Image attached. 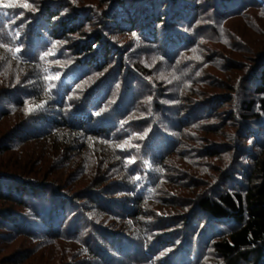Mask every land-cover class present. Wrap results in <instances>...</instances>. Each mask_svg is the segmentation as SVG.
<instances>
[{
	"label": "rangeland",
	"instance_id": "1",
	"mask_svg": "<svg viewBox=\"0 0 264 264\" xmlns=\"http://www.w3.org/2000/svg\"><path fill=\"white\" fill-rule=\"evenodd\" d=\"M121 1L2 0L1 5L15 4L16 11L19 9V15L22 14L21 19H15L12 14V19L20 20L25 30L22 40L28 39L30 48L36 44L34 32L42 26L37 24L42 21L41 15L46 9L57 12L53 22H58L56 28L59 30L63 28L59 23L78 17L81 28L51 43V51L57 55L50 59L58 60L52 61L50 66L58 71L65 73L67 67L79 60L88 61L93 55H100L103 45L94 44L99 36L103 44H109L113 53L102 57V69L98 73L93 67H85L87 70L82 76L87 74L78 91L66 102L81 101L89 91L107 82L100 88L95 102L101 100L100 112L110 120L107 133L115 143L100 146L107 159L104 165L95 160L94 150L86 149L76 154L71 152L74 149L69 143L57 153L54 137L46 142L43 137L17 146L19 140L11 136L17 135L18 129L23 127L20 123L31 120L33 112L28 111L29 104L13 107L12 113L0 119V145L10 137L15 142L10 151L0 153V174L10 177L25 174L23 176L29 180H39L35 181L42 183L44 186L40 187H45L51 195L83 199L92 217L89 219L100 227L99 230L104 231L105 226L118 235L135 237L141 230L133 217L122 222L99 212L92 204L98 199L95 195L98 185L97 190L105 192L103 200L107 205L117 204L116 211H121L122 205L130 199L127 193H118L129 182L121 169L120 152L116 150L126 143L133 154L128 162H147L156 168L163 160L161 166L167 171L166 178L162 175L157 185V198L142 208L145 217L141 221L147 225L144 233L152 245L148 247L160 251L161 263L169 261L173 251L175 253L174 246L182 245L183 238L175 239V245H168L165 241L168 236L180 231L183 237L197 229L196 236L205 238L206 244L199 245L196 238L193 249H202L201 255L211 254L213 243L220 241L232 227L228 223L210 221L197 208L196 196L216 195L222 191L247 193L255 181L256 158L264 150V124L242 118L247 112L240 103L243 95L248 101L264 96L254 93L260 80L251 76L264 58V0H238L237 12L226 14L220 12L221 8L217 13L210 10L212 5L217 6L214 0H181L189 3L193 14L186 23L180 24L174 22L176 19L172 18L169 8L163 7L162 0L159 4L158 0ZM24 4L30 7L25 8ZM112 13L116 15L113 20L109 16ZM155 13L163 19L156 26L152 20ZM146 19H150L149 22ZM144 25L148 28L142 29ZM183 33L188 38L180 39ZM54 43L55 48L52 47ZM88 43L94 44L93 49L82 51V46ZM36 47L38 53L45 50L42 45ZM2 52L0 50V108L6 109L12 103V96L19 97L18 91L39 86L41 70L37 68L42 64L22 65ZM125 96L127 103L120 109ZM257 110L259 107L255 106L249 113ZM189 112L192 121H189ZM51 151H55L56 157L42 164L44 154ZM162 152L168 157L164 158ZM163 201L168 205L163 206ZM6 204L11 205L0 199V213L11 210ZM21 213L28 216L27 211ZM121 214L126 215L123 211ZM84 218L88 220V216ZM32 221L35 222L33 218ZM179 221L184 229L177 226ZM5 222L0 218V264H95L96 258L88 252L90 244L87 243L94 231L91 227L88 236L83 235V239L77 241L62 237L49 239L48 233H43L37 225L32 227L35 236L17 234L15 228ZM159 222H172L173 225L157 231L156 223ZM98 229L92 241L102 238L106 245ZM160 240L161 246L154 247ZM140 247L127 245L122 254L115 253L116 263L128 264ZM130 249L134 254L128 258ZM217 258L214 253L203 264H216Z\"/></svg>",
	"mask_w": 264,
	"mask_h": 264
},
{
	"label": "trees",
	"instance_id": "2",
	"mask_svg": "<svg viewBox=\"0 0 264 264\" xmlns=\"http://www.w3.org/2000/svg\"><path fill=\"white\" fill-rule=\"evenodd\" d=\"M159 2L160 0H158L157 4H159ZM1 3L2 0H0V5ZM121 3H124V0L121 1ZM162 3L163 7L166 6L170 9L172 18L176 19L174 22L177 24L181 22L186 23L185 21L189 20L191 14H193L190 12L189 3H183L181 0H162ZM213 3H216L217 6L212 5L210 10L217 13L221 8L220 12L222 14L237 12L239 5L238 0H214ZM5 12H7V15L3 14ZM12 14H15V19H21L20 16H22V14L19 15V9L16 11L14 7H0V50L4 52L7 58L22 65H31L32 62L37 65L39 62L42 64V66L37 68V71L41 70L38 76L39 86H35V89H22V91H18L16 95L19 97L16 98L12 96L10 107L6 109L0 108L1 119L12 113L13 107H19L25 104H29V106L32 107L31 111L33 113L29 118L31 120L20 123L19 125L23 127L18 129L17 135L11 136L19 140V143L16 145L18 146L21 143L43 137H45L44 142H46L54 137L57 143V153H59L61 147L65 149L64 145L69 143L72 145L70 148L74 149L71 152L79 154L80 152H85L86 149L89 151L94 150L95 160H98V164H106L107 159L104 155L105 153L100 151V146H113L115 142L112 136L107 133L110 120L100 112L101 106L99 102H101V100H99L98 103L97 101L95 102V100L101 92L99 91L100 88H103L107 82L100 85L99 89L89 91V95L85 96V98L82 97L83 99L81 101L77 99V102L71 101L68 103L66 100L68 97H73L76 90L78 91L79 84L87 74L82 76L87 70L85 67H93L95 72L99 73L102 69V59L109 57V55L113 53L111 47L109 44H103V38L99 36L96 41H94V44L103 45H101V54L93 55L92 60L83 62L79 60L77 63L67 67V71L63 73L62 71H58L55 67L50 66L52 61L58 60L50 59L57 55V53L53 54L54 51H51V43L55 42L56 39H60L61 35L64 36L62 38H65L68 36L67 33L81 28V23L77 21L78 17H73L70 21L67 19L68 21L64 20L59 23V25L63 26V28L59 30V28H56L58 22H53V19L57 16V12L53 11L51 8L46 9L41 15L42 21L37 24V26L40 24H42V26L36 29V31H38L37 33L34 32L36 44L33 43L32 48H30L28 47L30 41H28V39H26V41L22 40V34H24L25 30L20 20L16 21L12 19ZM109 16L112 20L116 18L114 13L111 15L109 14ZM153 18L155 20H152L156 22L155 26L163 20L158 13H155ZM148 20L150 19H146V21ZM152 20L149 26H151ZM116 26L121 27L122 25L116 24ZM144 28H148V26L144 25L142 29ZM17 34H19L18 38ZM183 34L185 35H179L180 39L181 37L186 38L187 34ZM29 36L30 34H27V37ZM140 38L142 39V37ZM37 45L45 47L42 54L38 53L39 48L36 47ZM93 45L88 43L82 46L81 50L90 51L93 49ZM17 47H19L21 51L14 56L13 52ZM94 48H96V46ZM188 48L192 47L189 46ZM45 53L51 54L45 55ZM59 56L60 54L58 57ZM41 57H43V59H41ZM45 69H47V71H45ZM251 76L258 77L260 80V83L254 88V93L259 96L264 95V58L258 62ZM77 77L79 78L76 79ZM39 88L41 91H39ZM244 92L246 93V90ZM126 98L125 96L123 105L120 103V109L127 103ZM241 99H243V101ZM240 103L244 104L247 112V115L241 116L242 118L246 119V121L255 120L256 122L259 121L264 124V96L258 100L253 99L248 101L245 99V95H243V97L240 98ZM36 105L41 106L36 107ZM255 106H258L259 110L249 113ZM157 111L158 110H156V112ZM97 113H99V115H97ZM189 115V121H192L193 116L190 112ZM176 122H174V124ZM166 135L170 136V134ZM11 137L7 139L3 145H0V153L5 154L11 150L15 144ZM168 140L169 139H166V141ZM122 146L123 147L119 146V149L116 150L120 152L121 169H123L127 181L129 182L125 187L120 188L118 193H127L130 199L127 203L122 205L121 211H116L115 208L117 204L113 202L107 205L103 200L105 192L98 191L97 189L100 187L98 185L95 193L98 199L95 201L96 203L93 202L92 204L93 208L98 209L99 212H103L111 218L121 219L122 222H124L125 219L133 217L136 221L135 224L139 226V231L141 230V232H138L137 236L118 235V233H115L116 231L112 230L111 232L108 229L109 227L105 226H103L104 231L99 230L98 228L100 227L89 219L92 217L88 214V209L85 208L83 199L77 198L78 200H76L75 197L74 199L72 197L60 196V194L58 195L56 193V195H51L49 191H46L45 187H40V185H44L37 182L39 180H29L23 176L25 174H20V176L12 175L13 177L0 174V199H3L6 203H11V205L6 204L10 206L11 210L7 213L2 211L0 213V218L5 219L6 225H12V228H15V233L17 234L35 236L32 227L37 225L42 229L43 233H48L47 237L49 239H58L62 237V239L65 240L80 241L83 239V235L88 234L89 227L94 231L98 229L97 231L103 233L102 236L106 239V245L101 241L102 238L92 241L93 237H96L93 236L94 231L91 235H87L88 246L90 244L88 252L98 260L94 261L95 264H118L115 261V253L122 254L127 245L131 247L133 244L141 247L138 248V252L135 254L134 250L130 249L127 257L129 258L131 254H134L135 257H133L128 264H168L169 262H172V264H179L182 259L183 261L181 264H203L205 259L212 256L214 253L218 256L216 264H264V150L262 154L256 158L254 165L255 181L253 182L254 184L247 189V193L242 194V192L231 193L222 191L216 195L204 193L196 196L195 202L197 208L201 213L205 214L210 221L221 224L228 223V225L232 227L228 232H225V235L220 241L213 243L212 253H204L201 255L202 249H193L194 239L196 238L199 245L204 244V247L206 244L205 238L203 240L199 235L196 236L197 229H194L192 234L183 237H181L182 232L179 231V233L169 235L168 240L165 241L168 245H175V239L181 240V238H183L182 241H180L182 245L174 246L175 253L173 251L169 261L165 260L161 263L162 259L159 257V255H161L160 251L148 247L152 245H150L151 241L147 239V233H144L147 225L141 220L145 217L142 209L144 204H149L151 203V199L157 198V185L159 180L162 179V175L166 178L167 174L165 173H167V171L161 166L163 160L156 168L151 167V164L147 162L140 163L137 161L135 164L128 162L129 159L133 158V154H131L129 149L131 146H128L126 143ZM148 150H150V147ZM54 152L55 151H51L48 154H44V160L41 161L42 164L49 161L51 157L52 159L53 157L55 158L57 154ZM96 154H98V156H96ZM162 155L164 158L168 157V155L163 152ZM137 176L140 177L139 180L135 179ZM104 181H106L105 178ZM11 184L16 185L13 186V188ZM167 205L168 203L163 201V206ZM17 210H20V212ZM21 211H27L28 216L22 214ZM122 211L126 213V215L121 214ZM84 216H88V220H85ZM155 216L157 217V214ZM32 218L35 222L32 221ZM159 223H156L157 231L171 228L173 225L172 222L169 224ZM183 225L182 222H177L179 228L184 229L182 227ZM169 234L171 233L169 232ZM113 237L118 238V241H114ZM153 238L154 237L151 239L153 240ZM159 242L160 243H156L154 247L156 246V248H159L162 241L160 240ZM143 248L149 249L144 250Z\"/></svg>",
	"mask_w": 264,
	"mask_h": 264
},
{
	"label": "snow or ice",
	"instance_id": "3",
	"mask_svg": "<svg viewBox=\"0 0 264 264\" xmlns=\"http://www.w3.org/2000/svg\"><path fill=\"white\" fill-rule=\"evenodd\" d=\"M0 7H2V8H13V7H15V4H3V5H0ZM23 7L28 8V7H30V5H28V4H24ZM3 14H4V15H7V12H5V13H3ZM18 35H19V34H17V38H18ZM56 43H59V42H56ZM56 43H54V44L52 45L53 48L56 47ZM10 51H11V49H10ZM20 51H21V49H20L19 47H17V48L14 50L13 55L15 56V54H16V53H19ZM50 54H51V53H45V55H50ZM41 59H43V57H41ZM45 71H47V69H45ZM40 106H41V105H36V107H40ZM31 110H32V107L29 106L28 111H31ZM97 115H99V113H97ZM140 138L143 139V136H141ZM120 147H123V146H120ZM130 162H131V161H130ZM135 179H136V180H139L140 177L137 176Z\"/></svg>",
	"mask_w": 264,
	"mask_h": 264
}]
</instances>
